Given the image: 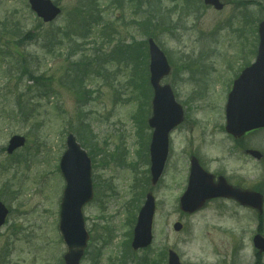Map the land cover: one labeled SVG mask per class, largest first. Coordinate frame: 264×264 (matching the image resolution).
Here are the masks:
<instances>
[{"label":"rangeland","instance_id":"1","mask_svg":"<svg viewBox=\"0 0 264 264\" xmlns=\"http://www.w3.org/2000/svg\"><path fill=\"white\" fill-rule=\"evenodd\" d=\"M53 1L62 13L45 23L28 0H0V201L9 209L0 228V264H64L59 221L66 182L59 163L69 133L93 163L95 196L83 207L90 238L80 264H146L148 255L166 264L169 249L184 264H264L253 244L259 228L264 235L257 211L232 200H212L194 214L179 205L192 153L200 154L209 171H222L264 195V129L241 139L262 152L261 160L247 155L225 130L233 82L255 60L264 0H223L220 11L197 0H97L103 22L93 19L90 0ZM151 12L159 28L148 35L139 22L146 19L147 26ZM109 24L116 35L106 39L102 32ZM150 37L172 66L162 83L172 86L185 110L155 185L148 153L153 130L146 126L153 90L146 83V93L138 96L131 83L138 76L134 63L114 52L119 40L128 45ZM30 73L44 81L36 84ZM145 96L139 135L135 115ZM14 135L26 141L9 153ZM95 139L105 152L93 156ZM149 190L157 205L153 243L128 249L134 213ZM176 222L183 224L179 231Z\"/></svg>","mask_w":264,"mask_h":264},{"label":"water","instance_id":"2","mask_svg":"<svg viewBox=\"0 0 264 264\" xmlns=\"http://www.w3.org/2000/svg\"><path fill=\"white\" fill-rule=\"evenodd\" d=\"M37 14L45 21H52L60 13V9L51 0H29ZM217 9L223 8L220 0H205ZM151 84L154 88L153 115L149 124L154 128L151 152L152 183L160 179L168 157L169 133L183 120V108L175 100L170 85H162V78L170 72V65L163 51L150 39ZM226 129L234 136H241L247 131L264 127V21L260 24V47L255 63L247 67L235 81L229 94L226 108ZM24 136L14 135L7 151L12 153L24 145ZM260 158L258 151H249ZM61 171L66 179V188L61 204L60 231L68 250L64 255L66 264H80L89 240L83 214V206L94 197L92 181V162L86 150L70 134L67 139V150L61 163ZM216 197H232L243 205L256 208L263 212V195L250 190H241L230 186L221 177L218 183L205 171L196 158H192L191 174L187 190L180 199L181 209L193 213L205 203ZM156 211L155 197L152 192L139 211L132 247L134 250L148 247L153 241V220ZM8 210L0 202V227L4 224ZM175 230H181L182 224L177 222ZM255 246L264 252V237L256 235ZM169 264H183L178 254L169 251Z\"/></svg>","mask_w":264,"mask_h":264},{"label":"trees","instance_id":"3","mask_svg":"<svg viewBox=\"0 0 264 264\" xmlns=\"http://www.w3.org/2000/svg\"><path fill=\"white\" fill-rule=\"evenodd\" d=\"M94 9L95 8H93L92 11H94ZM151 18H152V15H150L149 19L147 20L148 21V23H147L148 25L147 26H146V22L139 23L140 27H142V29H143L142 32L144 34H146V31H147V34L150 35L149 33H151L152 31L156 30L157 27H158V26H156V24L153 23V20ZM151 29H152V31H151ZM123 47H124V53H126V55L133 61L134 67H135V71H137V74H138V76H135L134 80H133V78L131 79V83L134 81L135 88H137L136 91L138 92V96L140 95L142 97V94L143 95L145 94V90H144L145 81H146L147 84L149 83V74H148V70L146 68L147 77H145L144 73L142 74V71L139 70L138 68H141L142 63L144 61V56H145V58H146V56L148 58V55H147V43H146V41H144V42L134 41L133 44H130V45H127V46H123ZM144 64H146L145 61H144ZM146 67H147V65H146ZM143 69H144V66H143ZM78 72H79V70H78ZM42 77L43 76H41V75L37 76V75H35L33 73H30L28 75L29 80L35 82L36 84H39V83L41 84V81H44L42 79ZM76 83L77 84L79 83L78 82V78H77V82ZM82 85H83V81H82ZM82 87L84 88V86H82ZM142 108H143V105H142L141 110L139 111V113L137 115L138 117L136 116V120L140 121ZM92 146L93 147H91V150H92L91 152L93 154H95V151H99V152H102V153L105 152V151H103V149H100L95 143H93ZM134 222H135V214H134ZM127 248L128 249L130 248V243H127ZM148 256H146V261H143V263L146 262V264H165V263H163L161 261H158V259H152L151 257H148ZM258 264H261V262L258 261Z\"/></svg>","mask_w":264,"mask_h":264},{"label":"flooded vegetation","instance_id":"4","mask_svg":"<svg viewBox=\"0 0 264 264\" xmlns=\"http://www.w3.org/2000/svg\"><path fill=\"white\" fill-rule=\"evenodd\" d=\"M252 132H254V131H251V132L246 133L243 137L240 138L239 141H238L236 138L233 137V138L235 139V141L238 143V147H241V148L244 150V152H246V149H247V148H246L245 145H244V141H242L241 139H245L246 136L249 135V134H251ZM242 149H241V150H242ZM214 174H215V176H217V177L220 176V175H226V177H227L228 181H230V183H232L233 185H236V186H240V187H242L241 185H239V184H237V183L231 182L232 179H231L227 174H225V173L222 172V171L215 172ZM228 200H230V199H228Z\"/></svg>","mask_w":264,"mask_h":264}]
</instances>
